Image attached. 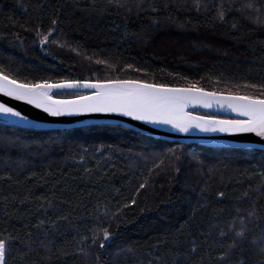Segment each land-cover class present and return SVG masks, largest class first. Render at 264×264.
I'll return each mask as SVG.
<instances>
[{
  "label": "trees",
  "instance_id": "1",
  "mask_svg": "<svg viewBox=\"0 0 264 264\" xmlns=\"http://www.w3.org/2000/svg\"><path fill=\"white\" fill-rule=\"evenodd\" d=\"M0 72L264 97V0H0ZM0 242L3 264H264V149L0 118Z\"/></svg>",
  "mask_w": 264,
  "mask_h": 264
},
{
  "label": "snow or ice",
  "instance_id": "2",
  "mask_svg": "<svg viewBox=\"0 0 264 264\" xmlns=\"http://www.w3.org/2000/svg\"><path fill=\"white\" fill-rule=\"evenodd\" d=\"M81 87L92 91L89 95H80L76 99L53 98L54 89ZM0 93L27 101L52 115L81 112L121 113L139 121L171 125L181 132H188L195 127L202 131L256 133L264 137V99L250 95L209 92L194 85L180 88L141 80L119 79L25 84L0 74ZM190 106L226 109L244 119L219 120L196 116L186 111ZM0 113L26 120L19 111L3 103H0ZM3 260L4 243L0 242V264H3Z\"/></svg>",
  "mask_w": 264,
  "mask_h": 264
},
{
  "label": "water",
  "instance_id": "3",
  "mask_svg": "<svg viewBox=\"0 0 264 264\" xmlns=\"http://www.w3.org/2000/svg\"><path fill=\"white\" fill-rule=\"evenodd\" d=\"M0 74H3L0 72ZM5 75V74H3ZM9 77V76H8ZM9 79H13L9 77ZM119 80H139L133 78H118ZM16 80V79H14ZM117 80V79H109ZM18 83L35 84V83H60L65 81H81V82H97L106 80H89V79H70L59 81H39L35 83H27L16 80ZM146 83H154L144 81ZM160 84V83H154ZM168 87H180L188 88L193 85H175V84H162ZM198 87V86H195ZM203 88V87H198ZM205 91L223 93L225 95H246L235 92H223L214 91L203 88ZM59 91H76L79 94L72 96H57L54 93ZM92 90L85 88H72V89H54L52 95L54 99L70 100L76 99L80 95H89ZM255 97V96H254ZM264 99V97H258ZM0 103L6 106L12 107L14 110L19 111L26 120H22L19 117H14L11 114L0 113V118L16 125L28 128L39 129H56V128H69L82 126L90 123H116L127 126L138 132L145 133L157 138L173 140L182 143H199L210 146H233V147H245V148H260L264 149V137L258 136L256 133H236V132H220V131H202L198 128H190L188 132H181L171 125L153 124L145 121H139L132 117L124 116L121 113H105V112H81L63 115H52L45 112L41 108H37L35 105L27 103V101L17 100L14 97H9L4 93H0ZM186 111L191 112L192 115L204 116L212 119L227 120V119H244L239 114L231 112L230 110L220 109L213 107L211 109L203 108L202 106L189 107ZM197 111H207L218 115H209L199 113Z\"/></svg>",
  "mask_w": 264,
  "mask_h": 264
},
{
  "label": "rangeland",
  "instance_id": "4",
  "mask_svg": "<svg viewBox=\"0 0 264 264\" xmlns=\"http://www.w3.org/2000/svg\"><path fill=\"white\" fill-rule=\"evenodd\" d=\"M79 94V93H78ZM210 115V114H209ZM211 115H215V114H211ZM216 117L218 116V115H215Z\"/></svg>",
  "mask_w": 264,
  "mask_h": 264
}]
</instances>
